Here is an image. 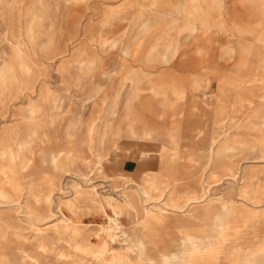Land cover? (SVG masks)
I'll list each match as a JSON object with an SVG mask.
<instances>
[{"label":"rangeland","instance_id":"374dc122","mask_svg":"<svg viewBox=\"0 0 264 264\" xmlns=\"http://www.w3.org/2000/svg\"><path fill=\"white\" fill-rule=\"evenodd\" d=\"M0 57V264H264V0H0Z\"/></svg>","mask_w":264,"mask_h":264},{"label":"bare ground","instance_id":"6f19581e","mask_svg":"<svg viewBox=\"0 0 264 264\" xmlns=\"http://www.w3.org/2000/svg\"><path fill=\"white\" fill-rule=\"evenodd\" d=\"M19 46V45H18ZM17 47V46H16ZM1 58V57H0ZM10 61V60H9ZM8 73V72H7ZM217 146V145H216ZM215 149V148H214ZM217 150H219V149H217ZM214 154H218V152H213ZM216 162H218V160H215V164H216ZM218 164V163H217ZM206 187H209V186H207L206 185ZM154 189H158V187H157V185L156 184H154V183H152V182H146L145 184H143V185H141V188L139 189V190H141V193H142V195H143V197L146 199V200H148L149 198H151V196H152V191L154 190ZM27 190V189H26ZM207 191V190H206ZM32 192V188H29V193H31ZM164 193V192H163ZM130 195H124V201L125 202H129L130 204H133V201H132V199H131V197H129ZM208 196V195H207ZM201 197V196H200ZM143 198V199H144ZM199 198V197H198ZM197 197H195V198H193L192 200H195V199H198ZM208 198V197H207ZM25 199V198H24ZM196 202V201H195ZM194 202V203H195ZM211 202V201H210ZM201 203H203V202H201ZM168 206H172V207H174V208H176V209H179V210H182V209H184L185 207H187L186 206V204H169V203H166ZM197 204V203H196ZM4 205H7V206H12V205H14V209L16 210V216H12L11 218H6V220H5V223H10V221H16V220H18V217H19V215L18 214H23L24 216H25V214H30L31 213V210L30 209H28L27 210V208H28V206H27V204L25 205L24 204V201H22L21 199H13V200H8V198L4 195V193H3V191H2V189H0V207H2V206H4ZM5 208V207H4ZM116 208H119V206H117ZM161 208V207H160ZM166 208V207H165ZM170 208V207H169ZM120 210V209H119ZM185 210V209H184ZM183 210V211H184ZM187 210V209H186ZM147 211H148V209H147ZM161 211L162 212H164V208H161ZM113 215V214H112ZM114 216V215H113ZM34 217V216H33ZM29 218H31V217H29ZM113 219H114V217H113ZM68 221V220H67ZM115 224L117 225V223L115 222ZM110 227H111V225H110ZM74 228V227H73ZM76 228V227H75ZM113 228V227H112ZM120 228V227H119ZM118 228V229H119ZM110 230V229H109ZM73 233H76V232H73ZM73 235H75V234H73ZM115 235V234H114ZM113 235V236H114ZM76 236V235H75ZM191 242V241H190ZM102 244V243H101ZM242 249V248H241ZM219 254V253H218ZM221 254V253H220ZM216 255V254H215ZM214 255V256H215ZM211 257V256H210ZM166 258V257H165ZM168 258V257H167ZM209 258V257H208ZM215 258V257H214ZM167 260V259H166ZM185 261V260H184ZM214 261V260H213ZM240 261V260H239ZM167 263V262H166ZM214 263V262H213Z\"/></svg>","mask_w":264,"mask_h":264},{"label":"crops","instance_id":"0c3cea01","mask_svg":"<svg viewBox=\"0 0 264 264\" xmlns=\"http://www.w3.org/2000/svg\"><path fill=\"white\" fill-rule=\"evenodd\" d=\"M17 137H18V133H17V132H14L13 135H12V138L15 139V138H17ZM28 148H29V147H28ZM29 149H30V148H29ZM10 154H11V155H14V151H13V149H10ZM14 157H15V156H14Z\"/></svg>","mask_w":264,"mask_h":264}]
</instances>
